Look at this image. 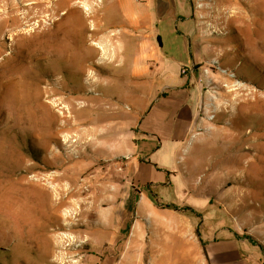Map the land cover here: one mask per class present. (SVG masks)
<instances>
[{"label": "rangeland", "instance_id": "1", "mask_svg": "<svg viewBox=\"0 0 264 264\" xmlns=\"http://www.w3.org/2000/svg\"><path fill=\"white\" fill-rule=\"evenodd\" d=\"M7 1L16 8L18 0H0V13ZM36 1L23 2L10 14L17 15L15 23L0 28V264H203V248L206 264H264V0H190L193 72L208 96L203 125L183 148L165 145L151 157L167 171L152 166L147 179L140 173L133 184L125 163L140 120L132 115L147 108L148 95L160 90L162 81L179 80L178 61L190 64L180 26L170 19L157 26L169 59L167 75L159 64L146 81L133 80L134 39L128 30L133 14L146 6L83 0L96 11L89 16L80 7L85 45L91 47L96 37L111 42L105 57L98 52L83 63L74 61L78 52L88 58L69 22L75 1L51 0L59 6L55 12L29 11L27 4ZM65 45L70 64L54 71L51 60ZM73 95L81 97L75 104L86 127L101 132L108 144L92 147L85 144L88 137L73 144L75 137L60 131L54 114L67 109ZM119 136L123 145L110 150L109 142ZM74 154L84 158L66 165L69 174L78 180L98 177L97 184L108 176L115 201L99 207L101 198L93 204L87 199L92 213L79 217L74 228L48 231V192L57 183L50 179L60 173L59 158ZM62 184L66 191L68 184ZM57 232L73 244L65 241L62 250L48 255V237Z\"/></svg>", "mask_w": 264, "mask_h": 264}, {"label": "crops", "instance_id": "2", "mask_svg": "<svg viewBox=\"0 0 264 264\" xmlns=\"http://www.w3.org/2000/svg\"><path fill=\"white\" fill-rule=\"evenodd\" d=\"M134 2L146 6V9L140 14H133L132 27L128 30L129 38L134 39L130 75L133 80L146 81L145 76H148L151 69L158 67L159 64H162L160 72L167 75L166 60L169 59L162 51L161 36L157 30L158 23L163 19H170L177 27L180 26L177 33L183 39L182 50L187 53L190 64L178 61L179 80L170 84L168 78L164 80L165 83L162 81L160 90L152 91L151 95H148L147 108L142 107L136 111V114H131L137 121L140 120L138 137L132 134L133 143L128 149L129 157L125 163L126 179L132 184L136 179L140 180V173L142 176L145 173L146 177L143 179H147L152 166L159 169L156 164L158 161L151 160V157H154L165 145L168 148L175 147L176 150L183 148L184 143L197 134L203 125L202 108L208 97L203 90V80L193 72L196 58L192 53L195 36L191 32L190 0H142L141 2L134 0ZM241 17L245 20L246 16ZM228 22L230 23V19ZM148 85L152 84L148 83ZM158 160H162L161 157ZM130 161L132 164L129 163ZM137 194L142 193L138 191ZM203 253V264L209 263L204 248ZM244 264L249 263L245 260Z\"/></svg>", "mask_w": 264, "mask_h": 264}, {"label": "bare ground", "instance_id": "3", "mask_svg": "<svg viewBox=\"0 0 264 264\" xmlns=\"http://www.w3.org/2000/svg\"><path fill=\"white\" fill-rule=\"evenodd\" d=\"M25 1H27V0H18L17 4L15 5L16 8H14V6L9 1H7L5 3V5H4V6H7L8 9H6V7L2 6L1 13H0L1 14L0 15V28L2 27L3 24H5L7 22H9L11 24H14L15 23L16 18H17V15L16 14L10 15V14L13 13L14 10H16V9L18 10V8H23L24 5L22 3L25 2ZM72 1H75V2H74L72 11L70 10L71 12L69 14L70 15L69 16V18H70L69 19V22L72 25V28L73 27L76 28V30L73 29V31L76 33V36L79 39V41H81V43H82L81 45L83 47L85 46V52L88 54L87 55L88 58H86L85 56L80 55V53L78 52V54H75L74 55L75 56L74 61L75 60L78 61V59H79L80 62L82 60H84L83 63H87L88 61L92 60L95 56H97L98 55V52H100V55H102L103 57H105V55L107 54L108 48L111 46L110 38L107 39V37H106L105 40L103 39V41H102L103 44H102V42L100 41V40H102V37H100V39H98V37H96L95 41L92 42V46L91 47L90 46L88 47V46L85 45V40H84V37H83V34L85 33V26H84V20L82 18L83 10H81L80 7L84 9L86 15L92 16V14H94L96 12L94 10V4L93 3L88 4V3H86L87 1L85 2L83 0L80 3L77 2L78 0H72ZM48 3H51V0H38L36 2L28 3L27 5H29V7H28L29 11L30 10H33L35 7H40L41 10H42V12L43 11H46V12L47 11L48 12L49 11H53V12H55V11H58L59 10V9L57 10V8L59 6L58 7H55L53 3H51V6L49 5L50 8H48V6L46 7L45 4H48ZM259 4H260V2H259ZM76 5H80V6H76ZM263 9L264 8H262V10H260L261 13H264V10ZM68 13H69V11L67 12V14ZM25 17H26V15H25ZM65 17H64V19L67 18V17L66 18ZM96 27H97V25H94V30L93 31L94 32L96 31V33H97ZM93 36L94 35H92L91 37H93ZM63 48H64V53L63 54L60 53L62 55H60V56L58 55L59 57H57L54 60H51L50 67L54 71L58 70L61 67V65L64 66V65L70 64L69 61H67L66 59H64L66 57L67 52L69 51L68 49L70 48V46L68 45V47H67V45H65V47H63ZM109 52H110V48H109ZM88 65L82 64L80 68H82L83 70H86V68H88ZM70 98H71V100H68L67 109H65L64 107H61L62 112L59 113V114H54V120L56 119L57 124H58V127L60 128V131L62 133H64V134L65 133L66 134H71V137H75V140H72L71 141V143H73V144L74 143L75 144L76 143H80L82 140L84 141V139L86 137H88L87 138V142L85 141L86 143L85 142L84 143L87 144V145H92V147L93 146L96 147L97 145H99V146L100 145H102V146L104 145L105 146L106 144H108V142H107L108 140H104V139L100 138L101 135H102L101 132H97L95 129H92L90 127H86V123L87 122L82 119V117H81L82 115L79 112V108L75 104L76 103L75 101H78L81 97L79 98L78 96H74L73 95V96H70ZM67 99H69V98L67 97ZM90 99L91 98H89V101H90ZM92 101H93V99H92ZM55 103L57 104V106L58 105H61V102H59L58 100H56ZM52 114L53 113H51L50 116ZM73 132H75L76 135H72ZM120 136L116 139L117 141H113L112 140V142H109L110 143V146H111L110 147L111 148L110 150H112L113 147L115 148L114 150H117V149H119L121 147V145H123V140L121 138L122 136L121 137ZM67 139H68V142H69L71 138L68 137ZM65 141H67V140H65ZM65 143H67V142H65ZM112 145H113V147H112ZM65 148H64V150H65ZM68 153H70V152H68ZM74 153H75V150H74ZM82 158H84L83 155L82 156L75 155V157H72V156L68 157L67 155H63L61 158H59V159H62V162L56 168H57V172H60V173L56 174L57 173L56 172L55 173L56 175H52V177L50 179V183L51 184L53 182H57V183L56 184H52V188L48 192V231H49V228L51 226L54 228L55 231L56 230H60V231L61 230H67V229H71L72 227L74 228L75 227L74 226L75 225L74 223H76V224L78 223L79 217L81 218L82 215H84L85 213L86 214L92 213L91 206L90 205L88 206V203L85 202L87 199H90L91 200V203L93 204L95 202V199L96 198L97 199L101 198V200L97 201V206H99V207H100L101 204H107L109 206H112L113 202L115 201V195H116L115 192H116V190H115L114 187H110L109 186V181L111 180V178L110 179L107 178L108 176L107 177H104L102 179L100 178L101 181H100L99 184H97L98 177H92L90 179H83V180L79 179V180H81V181H79L78 178H77V175H72L74 173H72L71 175L69 174V168L66 167V165L69 164V163H71V162H77V161L79 162V160H81ZM86 161H88V160H86ZM89 163L90 162H87V164H89ZM70 165H67V166H70ZM82 166H80V167H82ZM72 170H73V168H72ZM79 172H81V171H79ZM109 173H111V172H109ZM85 176L87 177V175H85ZM114 181H115V179H114ZM62 182H66L68 184V189L66 191L64 190L65 184H62ZM85 193H88V194H85ZM74 196L76 198H75V200H72L71 198L74 197ZM78 197L80 199H78ZM112 208H114V207H112ZM83 218H86V217L83 216ZM100 218H101V216H100ZM92 223H94V222H92ZM82 227H83V225H82ZM89 227H90V225H89ZM38 229H40V228H38ZM84 229H85V227H84ZM95 230H94V233L92 232L94 235H95V232L97 231V230L96 231ZM50 231H51V229H50ZM86 231H87V229H86ZM100 232H99V234H100ZM54 233H53L52 236L50 235L51 237H48V255L49 254L51 255L52 253L56 252L57 249H61L62 250L63 249L62 246L64 245V242L65 241H69V243H70L69 246H71L73 244L72 243L73 240L70 241V239H69V237L67 235L66 236L61 235L58 232H57L58 234H54ZM101 233H103V232H101ZM73 234H74V232H73ZM106 234H108V233H106ZM96 235H97V233H96ZM76 241H79V240H76ZM76 250H78L77 247H76ZM74 252H76V251H74ZM67 253H68V251H67Z\"/></svg>", "mask_w": 264, "mask_h": 264}, {"label": "trees", "instance_id": "4", "mask_svg": "<svg viewBox=\"0 0 264 264\" xmlns=\"http://www.w3.org/2000/svg\"><path fill=\"white\" fill-rule=\"evenodd\" d=\"M154 201H155V198L153 199ZM156 202V201H155ZM176 207V206H175ZM183 209V211H188V210H190V211H192L190 208H188V207H184V208H182ZM196 234H197V237H198V239H199V241H200V243H201V245H202V247H203V244H204V242L201 240V236L199 235V233H198V230H196ZM204 251H205V249H204Z\"/></svg>", "mask_w": 264, "mask_h": 264}]
</instances>
